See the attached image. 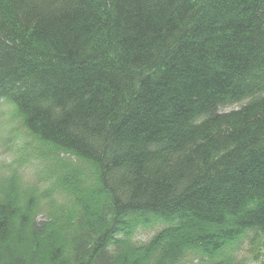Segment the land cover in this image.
Masks as SVG:
<instances>
[{"label": "trees", "instance_id": "trees-1", "mask_svg": "<svg viewBox=\"0 0 264 264\" xmlns=\"http://www.w3.org/2000/svg\"><path fill=\"white\" fill-rule=\"evenodd\" d=\"M0 102L99 185L65 180L74 213L40 231L10 190L0 264H179L264 233V0H0Z\"/></svg>", "mask_w": 264, "mask_h": 264}, {"label": "rangeland", "instance_id": "rangeland-1", "mask_svg": "<svg viewBox=\"0 0 264 264\" xmlns=\"http://www.w3.org/2000/svg\"><path fill=\"white\" fill-rule=\"evenodd\" d=\"M67 179L99 186L91 165L35 139L13 106L0 102V201L12 197L10 190L20 196V203L16 201L20 207L26 205L24 201L28 198H34L33 227L40 231L42 225L56 218L67 219L73 215V193L64 188ZM166 226V222L154 220L139 227L132 235L133 240L146 243ZM224 263L264 264V233L242 235L215 258L203 255L198 249H188L179 264Z\"/></svg>", "mask_w": 264, "mask_h": 264}]
</instances>
